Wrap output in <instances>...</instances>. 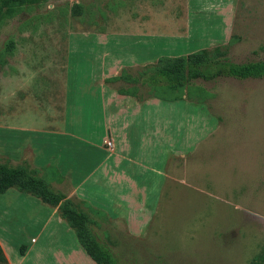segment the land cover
<instances>
[{
	"label": "rangeland",
	"instance_id": "374dc122",
	"mask_svg": "<svg viewBox=\"0 0 264 264\" xmlns=\"http://www.w3.org/2000/svg\"><path fill=\"white\" fill-rule=\"evenodd\" d=\"M141 34L181 36L187 52L219 47L235 64L262 61L264 0H42L22 8L0 25V163L9 165L6 135L19 140L7 127L20 121L63 131L56 134L65 137L57 140L69 139L67 110L61 126L65 73L85 68L84 62L72 64L69 51H83L90 42L100 45L86 50L98 65L101 56L110 57L108 77L115 70L136 77L155 63L121 68L115 50ZM165 51L171 55L173 50ZM87 65L95 72L93 61ZM107 87L132 89L140 98L153 93L138 81ZM156 94L188 105L171 106L170 132L164 137L169 140L159 144L156 136V143L137 157L165 175L135 167L143 181L106 183L126 201L106 206L102 198L100 209L84 206L92 232L126 264H264V78L195 80L178 92ZM96 110L86 113L89 123ZM90 142L81 145L91 147ZM27 154L13 166L44 178L46 171L34 169ZM94 168L89 162L84 174ZM5 201L0 196V264H95L77 241L74 255L63 254L71 250L73 231L64 232L56 209ZM76 206L83 207L81 202Z\"/></svg>",
	"mask_w": 264,
	"mask_h": 264
},
{
	"label": "crops",
	"instance_id": "0c3cea01",
	"mask_svg": "<svg viewBox=\"0 0 264 264\" xmlns=\"http://www.w3.org/2000/svg\"><path fill=\"white\" fill-rule=\"evenodd\" d=\"M140 36L138 41L126 42L122 47L116 48L115 52L120 54L121 68L155 63L156 57L160 56L177 57L197 51L187 52L185 39L181 36L174 38L163 36L161 38L154 34H141ZM82 44L78 48L83 47ZM85 44L86 48L91 49L100 46L94 45L92 42ZM83 48V51L79 49L69 51V55L75 59L72 62L74 65L84 62V70L73 71V75H70L72 72L65 73L63 104L61 106L62 120L64 119V121L61 126L63 127V123L64 125L66 123L65 111L67 110L69 137L67 142L57 140L58 136L65 137V135L56 134L63 133V131L34 128L35 124L33 123L24 126L21 121L18 125L7 127V132L17 135L19 140L7 135L4 140V158L9 160L10 166H13L18 160L22 161L25 153H28L29 164L34 169L46 171L44 178H40L47 183L51 190L62 193L75 206L76 203L81 202L83 207L79 206V209L76 206L80 211L85 209L84 206H88V209L90 207L100 209L106 205L107 201H124L119 189L114 185L108 186L106 183L109 181L118 183L121 179H125L131 185L135 184V179L140 176L135 167L144 168L152 174L165 175L161 169L158 170L149 163L144 164L141 162V158L137 157L146 151L145 148L156 143V136L159 137V144H164L169 140L164 137H168L170 132L167 121H170L171 106L182 104V108L188 109L187 102L182 100L170 101L152 96L138 99L127 94H118L116 89L107 87V84L104 83L105 79L119 76L116 70L110 77L106 73L109 66L113 64L110 57L101 56V62L98 65L95 56H91L92 51ZM166 48L173 50L171 55H169L170 52L165 51ZM92 61L95 68L92 66L91 68L95 72L88 70L87 64ZM68 86L71 87V90ZM67 90L71 91L73 95L68 94ZM94 109H97L95 112L99 111V113L93 114L89 123L86 113L89 110H93L92 113H94ZM83 111H85V115L82 116ZM13 120L15 121V119ZM38 125L39 123L36 122V126ZM83 125H85L84 130ZM93 125L99 127L98 131L94 129ZM88 127L92 129L91 134L88 132ZM77 128H80L81 134H76ZM87 141H92L90 143H94V145L91 147L81 145V143L87 144ZM106 143H109L110 146H107ZM141 145H143V149H141ZM63 148H66L64 150L66 153L62 152ZM54 151L59 152L60 155L54 154ZM79 158L81 162L78 161ZM89 162L90 165L95 163V168L84 174L83 168ZM140 180L143 181L142 178ZM12 191L14 195L10 194ZM116 191L119 194L114 195L112 192ZM89 192L92 194L99 192L100 197L91 195ZM0 196L8 199L5 201L7 204L25 201L30 204L29 208L36 207L35 209H51L53 211L56 209L41 203L32 196L18 193L14 189H8ZM17 196H28V198H34L35 201L17 198ZM93 196L96 197V202H92ZM102 198L103 205L98 203ZM56 218L63 225L64 232L66 229L71 232L63 220L59 217ZM47 219L50 221L49 217ZM41 229H43L42 226ZM71 237L73 240L71 250L69 253H63L67 256L74 255L77 245L73 233ZM30 239L32 243L34 239Z\"/></svg>",
	"mask_w": 264,
	"mask_h": 264
},
{
	"label": "trees",
	"instance_id": "16d2710c",
	"mask_svg": "<svg viewBox=\"0 0 264 264\" xmlns=\"http://www.w3.org/2000/svg\"><path fill=\"white\" fill-rule=\"evenodd\" d=\"M42 0H0V25L13 17L22 8L37 6ZM137 78V79H136ZM219 78L236 80L264 78V60L235 64L230 62L219 47L200 49L177 57H159L152 66H145L129 76L124 70L119 76L104 80L105 84L136 83L152 91V97L159 98L158 91L178 92L195 80L204 82ZM118 94H127L140 99L134 90L116 87ZM161 99V98H160ZM177 100V99H176ZM8 189L38 199L41 203L56 208L60 218L73 231L74 237L86 256L95 264H126L107 246L101 243L90 228L87 216L58 191L51 190L47 183L33 172L21 166L0 163V194ZM0 261L4 258L1 256ZM250 264H257L252 261Z\"/></svg>",
	"mask_w": 264,
	"mask_h": 264
},
{
	"label": "built area",
	"instance_id": "2783aa9c",
	"mask_svg": "<svg viewBox=\"0 0 264 264\" xmlns=\"http://www.w3.org/2000/svg\"><path fill=\"white\" fill-rule=\"evenodd\" d=\"M106 145H107V146H110V144H109V143H106Z\"/></svg>",
	"mask_w": 264,
	"mask_h": 264
}]
</instances>
